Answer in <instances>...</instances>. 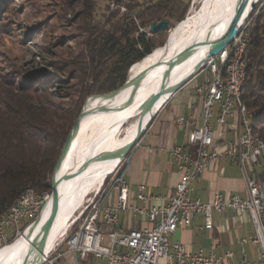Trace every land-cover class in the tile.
<instances>
[{
  "label": "built area",
  "instance_id": "2783aa9c",
  "mask_svg": "<svg viewBox=\"0 0 264 264\" xmlns=\"http://www.w3.org/2000/svg\"><path fill=\"white\" fill-rule=\"evenodd\" d=\"M111 8L119 6L113 3ZM247 25L195 74L207 75L196 87L202 101L201 116H179L175 120L178 127L189 129L188 142L193 151L189 153L179 145L171 149L181 178L168 203L146 207L147 185L140 183L132 192L125 177L126 168L119 166L111 174L109 188L103 189V184L87 200L71 226L79 219L81 223L46 255L43 264H58L68 254L76 257V264L89 256L107 264H234L231 261L234 253L230 250L224 254L206 253L204 249L193 252L181 241H170L177 229L190 226L200 215L204 217V227L214 229V212L222 214L227 209L250 215L255 232L242 242L261 249L257 262L244 256L238 264H264V147L253 142L249 131L251 115L236 101L237 84H244L247 76ZM224 157L242 167L247 182L246 197L217 192L208 202L191 198L193 181L209 164ZM113 191L117 192L114 201ZM49 196L26 191L0 216V248L22 233L23 224L38 218ZM122 214H146L151 225L125 228L121 226Z\"/></svg>",
  "mask_w": 264,
  "mask_h": 264
},
{
  "label": "trees",
  "instance_id": "16d2710c",
  "mask_svg": "<svg viewBox=\"0 0 264 264\" xmlns=\"http://www.w3.org/2000/svg\"><path fill=\"white\" fill-rule=\"evenodd\" d=\"M100 1L105 4L100 5ZM84 2L86 10L81 16L93 28L87 53V62L94 70L90 80L81 77L79 63L54 59L49 66L24 74L19 85L0 84V216L28 188L51 193L57 160L85 100L122 86L134 64L164 46L166 31L153 34L151 24L169 19L178 23L175 29L184 22L191 5L184 0ZM113 3L119 8L112 9ZM100 10L104 18L95 25ZM250 18L242 97L253 112L254 132L264 140V0L256 5ZM126 167L124 164L122 169Z\"/></svg>",
  "mask_w": 264,
  "mask_h": 264
},
{
  "label": "bare ground",
  "instance_id": "6f19581e",
  "mask_svg": "<svg viewBox=\"0 0 264 264\" xmlns=\"http://www.w3.org/2000/svg\"><path fill=\"white\" fill-rule=\"evenodd\" d=\"M241 1L208 0L205 1L203 8L198 10L192 8L184 22L172 32L164 46L158 47L129 69L128 80L134 79L140 72L146 70L156 61L161 59L166 61L185 47L193 43H201L175 62L170 72L171 75L167 78L166 85H173L178 82L193 71L201 59L207 57L210 50V41L219 38L227 31L241 5ZM166 66L165 63H162L148 70L134 96H132L133 86L130 82L114 95L101 96L96 100L93 99L96 97L94 96L87 100L88 113L82 119L80 132L57 176L71 174L84 161L90 160L88 166L83 169L80 175L73 179H64L59 186L60 206L54 216L50 234L47 237L46 254L41 256L36 245H33L26 235L33 231L30 239L33 240L37 237L39 242L42 241L45 233L43 223L47 219L53 203L51 195L38 219L27 228L25 227L26 229L13 243L0 248V264H23L25 258H27V264H41L46 255L54 249L59 239L68 232L71 223L76 219V214L81 211L87 202L88 196L98 191L105 183L108 175H111L120 166L122 159L119 153L137 135L139 119L144 114L142 105L151 94L157 92L161 87ZM243 85L237 84L236 101L251 115L249 131L253 142H259L264 147V140L254 132L251 125L253 112L247 107L242 97ZM168 97L169 94L163 95L158 100L154 112L162 107ZM140 110H142L141 114L134 120L126 134L118 137L116 135L118 129L129 122ZM150 116L151 112L147 113L145 121ZM111 153L115 154L107 156ZM26 191H31L32 194L39 196L49 195L47 191L40 192L33 188L26 189L23 194Z\"/></svg>",
  "mask_w": 264,
  "mask_h": 264
},
{
  "label": "crops",
  "instance_id": "0c3cea01",
  "mask_svg": "<svg viewBox=\"0 0 264 264\" xmlns=\"http://www.w3.org/2000/svg\"><path fill=\"white\" fill-rule=\"evenodd\" d=\"M198 76H193L168 97L126 161L125 177L132 192L140 183L148 187L149 198L145 203L148 208L165 206L181 178L171 155L172 147L179 145L189 153L193 151V147L188 142L189 129L178 127L175 120L179 116H201L202 101L196 91ZM231 135L232 132L229 131L228 136ZM217 192L237 193L242 197L247 195V182L242 167L229 157L209 164L193 181L189 195L193 199L208 202ZM116 195V191L111 193L112 201L115 200ZM213 220L214 229H206L204 217L200 215L190 226L177 229L171 235L170 241L172 243L181 241L193 252L204 249L206 253L224 254L230 250L234 253L231 258L234 264H238L244 256L252 262L258 261L260 247L250 242H242V239L247 238L254 231L253 222L247 212L237 213L232 209H227L222 214L214 212ZM149 225L151 223L146 214L121 215V226L125 228L138 229ZM68 255V259L64 258L58 264L77 263L75 256ZM96 259L98 258L89 256L79 263L95 264ZM103 263L107 264L105 261Z\"/></svg>",
  "mask_w": 264,
  "mask_h": 264
},
{
  "label": "rangeland",
  "instance_id": "374dc122",
  "mask_svg": "<svg viewBox=\"0 0 264 264\" xmlns=\"http://www.w3.org/2000/svg\"><path fill=\"white\" fill-rule=\"evenodd\" d=\"M184 1L191 4L187 12L188 15L192 8L194 10L203 8L205 1L208 0ZM98 3L100 5L105 4L104 1ZM121 7L126 9L124 6ZM84 9L86 10L84 0H10L8 2L0 0V84L2 87L19 85V80L22 79L24 74L49 66L50 61L54 59L71 60L79 63L81 77L87 81L90 80L94 70L87 62V53L93 28L89 27V24H86V19L81 16V11ZM102 12L104 11L100 10L99 15L96 16L95 25L103 21ZM250 21L251 18L248 23ZM177 24L171 22L170 30L165 32L164 45L171 30ZM49 48L53 53H48ZM44 57L48 59L45 60ZM167 68L168 66H166V70ZM172 69L173 67L171 71ZM206 77V74H200L196 80L197 85L201 84ZM104 94L106 93L93 94L85 100V103L90 97L103 96ZM141 112L142 110L138 111L129 122L122 125L116 135L118 137L124 136ZM127 160L128 157L126 156L120 167H123ZM111 177V175L108 177V183L104 185L103 189L109 188ZM93 194L91 193L87 199L93 197ZM79 213L78 211L76 217L79 216ZM80 223L81 219L75 222L73 226L70 225L68 232L59 239L56 245L63 241L65 237H69L71 231ZM254 232L255 227L252 233ZM16 238L13 237L9 244L13 243ZM68 258L69 255H66L65 259ZM103 262L101 259L95 260V264H104Z\"/></svg>",
  "mask_w": 264,
  "mask_h": 264
},
{
  "label": "water",
  "instance_id": "95a60500",
  "mask_svg": "<svg viewBox=\"0 0 264 264\" xmlns=\"http://www.w3.org/2000/svg\"><path fill=\"white\" fill-rule=\"evenodd\" d=\"M260 1L261 0H242L241 5H240L238 11L236 12L234 18L232 19L227 31L223 35H221L219 38L214 39L213 41H210V43H209L210 44V50H209L207 57L201 59L196 64L193 71H191L189 74H187L185 77H183L182 79H180L178 82L174 83L173 85H166V81H167V78L171 72V68L174 66L175 62L178 59L182 58L189 51H191L195 47L199 46V44H201V43H193V44L185 47L183 50L179 51L176 55H174L173 57L169 58L166 61H164V59L156 61L153 65L148 67L146 70L140 72L131 81H129L127 79V81L124 83V85L122 87L130 84V82H131V85L133 86L132 96H134V94L137 92L138 88L140 87V84L142 82L144 75L146 74V72L148 70H151L155 66L160 65L162 63H165L168 66L166 72L164 73L163 83H162L161 87L159 88V90L157 92L151 94L142 105V110H143L144 114L139 119L138 133L128 144H126L123 147V151L121 153H119L122 161L126 158L127 154L135 147V145H137L139 140L142 138V135L144 134V132L148 129L149 125L151 124V122H152V120L156 114V112H154V107H155L156 103L158 102V100L163 95L169 94V96H170L171 94L176 92L178 89H180L193 76H195V74L201 69V67L208 61L209 58L216 56L219 52H221L223 49H225L227 47V45L232 43L233 40L235 39L236 35H238L241 32V30L244 28V26L248 23L254 8L256 7V5ZM170 26H171V21L169 19H163L161 21L152 23L151 27H150V31L153 34L161 32V31H169ZM122 87L115 89L112 92L106 93L103 96L114 95V94L118 93ZM149 112H151V116L147 121H145V117H146L147 113H149ZM87 113H88V109H87V106L85 103L82 110L80 111L78 117L76 118V121H75V123H74L68 137H67V140H66V142H65V144L61 150L60 156L57 160L56 167H55V170H54V173L52 176V183L50 184L51 188H52L50 195H51V198L53 200V203H52L51 211H50L47 219L43 223L44 230H45L43 239L41 242L38 241L37 237L33 240L30 239L33 231H30L29 234L26 235V237L32 242V244L36 245L41 256H44L46 254L45 248H46L47 237L50 234V227L52 225V221L54 219V216H55V214H56V212L60 206V189H59V186H60L61 182L64 179L69 180V179H73V178L77 177L78 175H80L83 172V169L88 166V163L90 160V159H88L87 161H84L80 165V167L71 174L62 175L60 177L57 176L58 171L63 166V164H64V162H65V160H66V158H67V156L71 150V147H72L74 140L77 138V136L80 132L82 119L84 116H86ZM114 154L111 153V154H108L107 156H113ZM44 259L41 262V264H43ZM23 264H27V258H25Z\"/></svg>",
  "mask_w": 264,
  "mask_h": 264
}]
</instances>
